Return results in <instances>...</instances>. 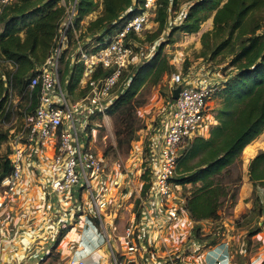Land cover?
Here are the masks:
<instances>
[{"label":"built area","instance_id":"obj_1","mask_svg":"<svg viewBox=\"0 0 264 264\" xmlns=\"http://www.w3.org/2000/svg\"><path fill=\"white\" fill-rule=\"evenodd\" d=\"M78 2L59 1L65 16L55 47L28 85L30 91L38 88V105L31 112L25 108L20 123L8 128L10 172L0 182V264H7L6 244L17 247L24 241L30 257L13 264H30L34 256L49 258L53 245L63 243L70 231L80 235L82 251L105 248L111 264H202L212 244L200 242L188 228L196 221L186 207L187 199L176 191L181 185L173 179L191 143L209 137L218 123L213 101L225 80L219 71L214 74L202 64L186 74L174 72L169 98L160 106V122L148 142V190L114 191L120 187L117 171L95 150L90 126L118 97L119 79L136 64L135 52L140 49L131 34L141 37L151 20L155 22L157 5L156 0H145L141 11L101 44L94 36L81 40L85 20L76 27ZM64 54L85 65L80 84L88 90L77 99L60 78ZM98 68L108 73L94 78ZM178 86L182 88L174 99ZM91 229L93 237L88 240L85 235ZM70 248L74 253L66 264H87L75 255L81 251L75 243ZM101 260L98 256L95 264Z\"/></svg>","mask_w":264,"mask_h":264},{"label":"trees","instance_id":"obj_2","mask_svg":"<svg viewBox=\"0 0 264 264\" xmlns=\"http://www.w3.org/2000/svg\"><path fill=\"white\" fill-rule=\"evenodd\" d=\"M59 1L0 0V114L6 121L12 114L7 85L21 92L27 90L30 97L26 111L31 112L38 105V88L30 91L28 85L30 77L47 61L55 47L59 24L65 16V7ZM144 3L145 0H102V12L84 26L83 36H94L97 42L104 44L127 18L143 9ZM97 5V0H79L77 28ZM156 5L155 22L159 24V33L168 27H171L169 35L176 30L197 33L212 17L213 28L201 36L200 57L214 63H223L231 57V65L237 68L235 75L227 77L224 88L218 93L222 99L216 115L218 123L211 128L209 137H198L191 143L180 157L173 179L181 186L193 184L186 207L198 222L218 216L222 196L230 193L228 186L219 181V175L234 165L245 147L264 131V0H156ZM182 8L180 23L171 24V13ZM131 36L137 42L142 40L133 33ZM157 37L153 35L149 40ZM80 38L86 42L82 35ZM164 44L161 43L150 59L131 64L122 73L117 84L120 87L118 97L108 108L109 112L125 114L132 110L127 105L147 79L158 83L163 75L175 69L169 58L162 55ZM65 56L62 57L64 68L60 69L62 84L71 96L82 97L88 90L80 84L85 65L72 61L71 55ZM5 63L13 67L5 69ZM107 73L98 68L92 76L98 78ZM8 134V129L0 127V150L8 140ZM186 158L198 159L183 172L180 166L185 164ZM9 163L7 153L3 155L0 151V182L10 172ZM249 178L254 191L259 188L264 191V150L251 160ZM148 188L149 185H145L144 191Z\"/></svg>","mask_w":264,"mask_h":264},{"label":"rangeland","instance_id":"obj_3","mask_svg":"<svg viewBox=\"0 0 264 264\" xmlns=\"http://www.w3.org/2000/svg\"><path fill=\"white\" fill-rule=\"evenodd\" d=\"M2 1L7 2L10 0ZM101 1L102 0L98 1L96 10L89 15V17L92 16V14L95 16L89 20L86 17L84 23L92 21L102 12L103 8ZM182 10L183 8L171 13V24L176 25L180 23L179 19H181L180 15L182 14ZM210 19L213 18L211 17L208 20ZM207 21L202 24L198 32L204 33L213 28V22L212 26L209 24L210 26L208 27ZM85 25L86 24H84V26ZM148 26V30L142 33V40L139 41L138 47L140 49L135 52L134 61L136 64H139L147 60V58L154 55V52L158 50L161 43H165L162 48V55H166V57L169 58L170 63L175 65V69L163 75L158 83H153L150 79H147L139 87L137 93L127 105V108L130 107L132 110L125 114H114L107 110L106 115L95 117L90 126V134H92L91 140L95 150L101 153L105 158H108L111 167L117 171L120 187L119 189L114 187V191H144L145 185H149L150 161H148V142L150 135L155 131L156 122H160V118L158 119L160 106L163 104L164 100L169 98V91L172 83L171 76L174 72L186 74L193 70L194 65L200 66L202 64V67L206 65V68L208 67V70L214 74L216 71H219V77L224 78L225 76L224 80H226L228 76L233 77L237 71V68L231 65V57H227L223 60V63L217 61V59H220V56H217V59H215V61H217L216 63L212 61L210 64V62L202 60L204 58L200 57L202 50L201 37L198 38L196 33L187 35L180 30H176L169 35L171 27L159 33L158 22H152V20ZM262 32H264V26ZM81 35L85 40H88L90 37V35L83 36V32ZM153 35L158 36L157 39L153 41L149 40ZM71 48V51L75 53V47L72 45ZM3 65L5 69H11L10 64L5 63ZM62 68H64L63 61L61 63V70ZM119 90L120 87L115 89L116 92ZM7 98L12 106V114L7 121L5 117L0 114V127L4 130L20 123L24 109L29 103L27 90L21 92L17 88L8 89ZM75 98L77 97L72 94V99ZM213 103L215 109L218 111L219 107L222 106V99L220 96L217 95L214 97ZM257 140L258 142L256 145H259L261 142L264 144V131L257 137ZM248 150H254V147L249 146ZM261 150L264 149H259L258 152ZM0 151L1 154L5 155L7 152L6 143L1 147ZM197 159L198 158L187 159L185 164L180 166V171L184 172L185 167L194 165ZM251 160L248 161V158L241 155L240 159L234 165L230 166L219 175V181L223 185L228 186L227 191L230 193L227 196H222L221 199L223 202L220 206L218 216L198 222L196 221L194 223L189 222L188 225L190 231L194 232L198 240L202 243L219 245L222 244L224 240L229 242L230 255L233 256L234 263H241L245 260V249H247L246 252H248V254L256 250L257 241L254 240V237L264 230L263 189L252 191L251 195L247 197L250 208L244 209L242 207V210H237L239 194L240 192H246L239 190L244 184V177L247 176V172L249 174ZM114 191L112 192L113 195ZM176 191H179L181 198L184 197V199H188V196L193 192V184L190 182L186 183L177 188ZM234 194L235 197L233 196ZM128 203L130 204V202ZM128 214L129 212L125 211L124 215H126V218ZM71 233L70 240L77 242L81 239L80 235L75 231H70L67 235L69 236ZM61 245V242H57L53 245L52 257L50 256V258L44 260H35L30 262V264H66L67 260L61 257ZM64 246L65 248H69L68 245L64 244Z\"/></svg>","mask_w":264,"mask_h":264},{"label":"crops","instance_id":"obj_4","mask_svg":"<svg viewBox=\"0 0 264 264\" xmlns=\"http://www.w3.org/2000/svg\"><path fill=\"white\" fill-rule=\"evenodd\" d=\"M95 16L92 14V16H88V20L92 19V17ZM87 20V21H88ZM89 22V21H88ZM87 22V23H88ZM213 19L208 20L206 23L208 27L211 25L212 26ZM84 23V24H87ZM210 24V25H209ZM207 27V28H208ZM203 32H198L196 33L198 38L201 37ZM195 34V33H194ZM201 59V58H200ZM13 66L10 65V68ZM225 78V76H224ZM222 77L221 79L224 80ZM258 142L257 138L253 140L250 144H248L244 151H243V156L248 158V161H250L257 153L259 149H264V144L261 142L259 145H256ZM263 144V145H262ZM249 146L254 147V150H248ZM261 190V188H259ZM239 191H246V192H240L239 194V204L237 205V210H242V207L245 208H250L249 201L247 200V197L251 195L252 191H254V184L249 178V174L247 172V176L244 177V184L241 186ZM259 191V190H258ZM263 191V190H262ZM93 230L91 229L90 231L86 232L85 238L88 240L92 239L93 237ZM72 233L68 236H66V240H64L65 245H69V248L64 246L62 243V255L64 259L67 260L68 256L73 255L74 252H72V249L70 248L72 242L75 243L77 248L81 249V251H78L75 253L76 256H79L83 258L87 264H95V262L98 259V256H102V264H111L109 262V255L107 254V251L105 248H101L100 250L93 251L92 253L89 252L88 249L85 248V250L82 251L83 247L80 243V239L75 242L70 240V236ZM254 240L257 241L256 245L257 248L256 250L251 251L249 254L246 252L247 249L244 251V257L245 260H243L241 263H234L233 261V256L230 255V250H229V242L223 241L222 244L219 245H212V248H208L205 250L204 255H203V260L202 264H264V230L259 232V234H256L254 237ZM67 244H66V242ZM19 245L17 244V247L14 244H6V250L5 253L3 254V258L7 264H13L14 261L20 262L23 259H29L30 254L27 253V251L24 249L25 246L24 241L18 242ZM22 245V246H21ZM64 246V248H63ZM28 254V256H27ZM53 256V255H52ZM39 257V256H38ZM34 256L33 258L31 257L30 262H33L35 260H41ZM50 258V257H49Z\"/></svg>","mask_w":264,"mask_h":264},{"label":"water","instance_id":"obj_5","mask_svg":"<svg viewBox=\"0 0 264 264\" xmlns=\"http://www.w3.org/2000/svg\"><path fill=\"white\" fill-rule=\"evenodd\" d=\"M181 86H178V87H176L175 89H174V93H173V98L174 99H177L178 98V96H179V92L181 91Z\"/></svg>","mask_w":264,"mask_h":264}]
</instances>
